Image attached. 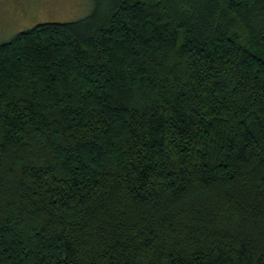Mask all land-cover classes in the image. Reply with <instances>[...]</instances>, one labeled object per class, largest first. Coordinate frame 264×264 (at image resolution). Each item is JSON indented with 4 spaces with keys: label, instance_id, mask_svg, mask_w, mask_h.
Wrapping results in <instances>:
<instances>
[{
    "label": "trees",
    "instance_id": "obj_1",
    "mask_svg": "<svg viewBox=\"0 0 264 264\" xmlns=\"http://www.w3.org/2000/svg\"><path fill=\"white\" fill-rule=\"evenodd\" d=\"M0 264H264V0L0 43Z\"/></svg>",
    "mask_w": 264,
    "mask_h": 264
},
{
    "label": "rangeland",
    "instance_id": "obj_2",
    "mask_svg": "<svg viewBox=\"0 0 264 264\" xmlns=\"http://www.w3.org/2000/svg\"><path fill=\"white\" fill-rule=\"evenodd\" d=\"M113 0H0V43L42 22L81 19L97 8L105 13Z\"/></svg>",
    "mask_w": 264,
    "mask_h": 264
}]
</instances>
